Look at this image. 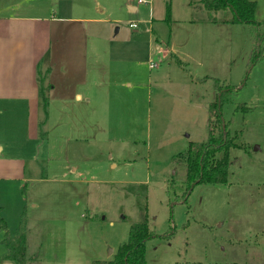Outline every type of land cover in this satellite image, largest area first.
Wrapping results in <instances>:
<instances>
[{
    "label": "rangeland",
    "instance_id": "rangeland-1",
    "mask_svg": "<svg viewBox=\"0 0 264 264\" xmlns=\"http://www.w3.org/2000/svg\"><path fill=\"white\" fill-rule=\"evenodd\" d=\"M99 1L106 12L92 3L93 19L105 23L86 35L77 25L79 46H97L77 62L82 101L59 102L73 90L54 68L49 75L62 86L47 91L49 144L32 138L35 115H0V169L26 171L0 179V264H20L2 242L22 226L27 264L112 260L145 212L147 264H264V60L250 64L254 29L221 23L223 13L199 10L198 0ZM252 1L264 24V0ZM220 96L217 128L238 143L228 183L197 185L185 202L182 153L208 139Z\"/></svg>",
    "mask_w": 264,
    "mask_h": 264
},
{
    "label": "crops",
    "instance_id": "crops-1",
    "mask_svg": "<svg viewBox=\"0 0 264 264\" xmlns=\"http://www.w3.org/2000/svg\"><path fill=\"white\" fill-rule=\"evenodd\" d=\"M92 3L97 4L96 13L105 14L99 0H0V115L17 113V110L35 115L32 138L41 143L49 144V137L41 135V129L48 130L45 127L49 125V116L46 119L45 115L52 105L47 91L54 88L56 92L62 88L58 81L54 87L48 85L52 69L66 76L64 79L73 90L69 95L60 96L59 102L83 99L78 91L80 81L75 76L77 62L81 56L88 59L97 46L87 45V39L79 46L77 25L85 29L86 35L87 25L105 23L103 19H93ZM192 3L190 0L191 7ZM126 7L130 13L137 10L129 1ZM152 15L150 29L154 31L160 19H155L154 12ZM154 41L155 34L150 35L149 51ZM88 79L92 82L93 77ZM2 150L0 145V156ZM25 173L23 165H14L8 173L0 169V179L25 180Z\"/></svg>",
    "mask_w": 264,
    "mask_h": 264
},
{
    "label": "trees",
    "instance_id": "trees-1",
    "mask_svg": "<svg viewBox=\"0 0 264 264\" xmlns=\"http://www.w3.org/2000/svg\"><path fill=\"white\" fill-rule=\"evenodd\" d=\"M198 9L207 11L209 15L218 12L223 13L221 23L246 24L256 33L255 46L250 59V64H255L260 59L264 60L261 44L264 42V24L255 19L257 5L252 0H198ZM200 6V8H199ZM196 7V5H195ZM167 17H170L168 10ZM227 95V92H224ZM225 98V97H224ZM216 105L218 111L211 114L208 127V139L204 142H191L187 150L182 153V159L186 162V180L182 186V200L187 201L197 185H226L229 179L231 165L230 150L238 147L236 139L226 135L225 127L217 123H223L222 106L225 102L220 96ZM172 186V185H171ZM0 229L5 230L7 224L1 217ZM153 237V232L148 223L147 212L142 214L140 222L132 226L129 239L119 247L118 253L112 260L95 261L93 264H147L146 244ZM26 232L22 226L18 235L14 238L7 237L2 243L7 249L6 258L20 264H27Z\"/></svg>",
    "mask_w": 264,
    "mask_h": 264
},
{
    "label": "built area",
    "instance_id": "built-area-1",
    "mask_svg": "<svg viewBox=\"0 0 264 264\" xmlns=\"http://www.w3.org/2000/svg\"><path fill=\"white\" fill-rule=\"evenodd\" d=\"M151 0H136L137 5H146L149 4ZM129 27L132 29H138L139 28V24L138 23H134V22H130L129 23Z\"/></svg>",
    "mask_w": 264,
    "mask_h": 264
}]
</instances>
